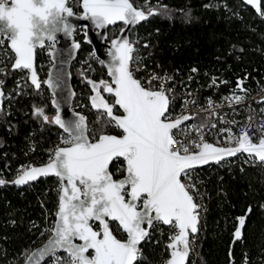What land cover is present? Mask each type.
Here are the masks:
<instances>
[{"label": "trees", "instance_id": "trees-1", "mask_svg": "<svg viewBox=\"0 0 264 264\" xmlns=\"http://www.w3.org/2000/svg\"><path fill=\"white\" fill-rule=\"evenodd\" d=\"M74 13L81 10V0H68ZM133 6L154 11L129 33L136 48L134 57L143 58L146 67L155 72H179L189 75L192 69L198 78L191 88L199 95H217L225 91L249 93L264 78V0L261 11L255 12L242 0H131ZM121 25L108 29V41L117 35ZM74 40L80 44L71 65V83L75 91L73 108L87 117L88 135L96 139L101 129L120 135L112 126L104 127L102 110L92 107L94 95L88 80L109 81L105 67L84 42V34ZM45 49L36 51V70L41 86L36 90L25 70H14V54L7 40L0 43V264H22L27 255L52 233L55 223L60 181L45 177L35 183L18 186L12 181L23 167L45 163L54 151L63 146L66 137L54 123L34 114V106L42 107L51 121L55 110L51 95L43 84L50 66ZM214 78L216 83H210ZM198 79V80H197ZM243 80L242 88L237 82ZM109 104L112 94L101 87ZM172 107H170V110ZM114 114L121 113L119 108ZM264 113V105L261 109ZM200 122V118L195 119ZM191 135L188 136L190 138ZM123 161L110 165L115 179ZM215 171V174L212 172ZM195 189L190 190L194 202L206 207L196 237L197 256L187 264H264V168L249 166L220 169L206 166L191 169ZM249 212L242 238L231 247L238 217ZM110 228L120 240L126 234L110 221ZM171 226L156 223L152 233L140 246L142 259L135 264H167ZM161 229L160 234L158 230ZM231 250V256H230ZM61 264H69L64 257Z\"/></svg>", "mask_w": 264, "mask_h": 264}, {"label": "snow or ice", "instance_id": "snow-or-ice-1", "mask_svg": "<svg viewBox=\"0 0 264 264\" xmlns=\"http://www.w3.org/2000/svg\"><path fill=\"white\" fill-rule=\"evenodd\" d=\"M81 3L84 17L100 29L117 22L136 24L156 14L138 10L131 0H81ZM246 3L260 11L257 0H246ZM67 4L68 0H0V43L7 38L8 48L15 56L12 68L30 70L31 83L37 89L41 82L34 66L35 49L43 46L45 38L54 42L57 32L71 31L67 17L73 16V10ZM111 43L107 71L112 83L105 80L98 83L88 80V83L94 92L90 98L92 107L102 110L101 116L106 117L103 126H114L121 130V135L107 134L102 128L93 142L88 138L86 117L81 115L68 122L57 114L50 121L44 108L34 106L35 115L68 133L69 139L63 142L71 146L57 148L45 166H22V174L12 181L24 185L49 174L61 181L53 238L45 248L28 257L33 264H40L49 252L54 254L57 249L69 254V264H135L142 259L139 245L149 236L143 225L151 227L154 222L177 229L167 246L170 249L167 264H186L189 232L198 231L201 206L194 202L190 191L195 185L184 183L182 177L190 181V170L195 166L219 162L224 156H233L242 150L255 153L264 163V139L254 145L246 131L236 148L193 142L199 151L190 152L183 141L175 138L173 131L179 133L182 120L189 117L170 118V100L163 83L170 78L154 75L145 86L133 75L137 69L130 68L134 45L127 39H114ZM75 47L80 45L77 43ZM99 62L105 64L104 60ZM153 80L161 82L158 90L153 87ZM47 83L51 85L52 81ZM243 83L240 80L237 86L242 88ZM101 87L112 94V104L104 99ZM234 99L239 101L242 97ZM116 107L122 109V115H114ZM200 139L203 141V136ZM177 143L179 148L174 147ZM121 160L123 164L116 171L123 178L117 180L110 165ZM4 183L0 179V185ZM237 219L239 227L234 237L239 239L246 218ZM90 221L98 222L99 230ZM110 221L117 222L118 228L127 234L126 240L113 235ZM77 238L82 243H74ZM89 250L93 254L89 255Z\"/></svg>", "mask_w": 264, "mask_h": 264}, {"label": "built area", "instance_id": "built-area-1", "mask_svg": "<svg viewBox=\"0 0 264 264\" xmlns=\"http://www.w3.org/2000/svg\"><path fill=\"white\" fill-rule=\"evenodd\" d=\"M134 49L136 48L134 47ZM132 67L137 69L133 73L134 77L141 80L142 83H145L154 75L170 78L163 81L170 100V118L174 120L185 116L189 117L186 123L180 125L179 133L176 130L173 131L175 138L178 141H183L189 147L190 152L198 150V148L193 146V142L197 144L212 142L222 146L235 145L239 141L241 134L245 131L250 137L251 142H260L261 139H264V113L261 112L264 105V78L263 82L256 84L249 90V93L225 91L217 95H199L191 88V81L194 78H198L196 69L195 71L192 69V72L186 76H180L177 71L159 73L149 70L143 58L140 56L134 57V55L133 63L130 64V68ZM160 83V81H152V85L156 90L159 89ZM210 83H216L215 79L211 78ZM145 86H147L146 83ZM237 96L242 97V99L237 101L234 99ZM170 107H172L171 110ZM196 118H200L201 121L197 123ZM189 135H191L190 138H188ZM201 136H203V141L200 139ZM174 147L179 148L180 144L177 143ZM213 165L220 169H231L233 167L243 169L249 166H261L264 168V163L260 162L256 156L243 152L237 154L232 159L210 166ZM190 173V181L183 177L182 181L186 184L189 182L195 184V178L191 170ZM212 174H215V171ZM198 205L201 206L198 210L199 228L200 221L206 213V207L199 203ZM156 223L161 224L160 222H154L151 227L147 228L149 236ZM158 232L161 234L162 230L159 229ZM175 234H177V229L172 227L169 237ZM195 235L193 234L189 238V258L197 256ZM64 257H69V254L55 251L54 254H49L44 264H61Z\"/></svg>", "mask_w": 264, "mask_h": 264}, {"label": "water", "instance_id": "water-1", "mask_svg": "<svg viewBox=\"0 0 264 264\" xmlns=\"http://www.w3.org/2000/svg\"><path fill=\"white\" fill-rule=\"evenodd\" d=\"M242 1H243V3L245 5L251 7L255 12L259 13L261 11V0H257V3H258L259 8H260V11L259 12L257 11V8H256L255 5H249V4H247L246 3V0H242ZM80 7H81V10H82V13L81 14H77V13H74L73 12V16L72 17H67V22L71 26V31L70 32H68V33H65L63 31L57 32L56 33V39H55L54 42L48 40L47 38H45L44 39L43 46H37V48L35 49L34 66H35V70H36V51L38 49H43L46 46L47 42H51L52 43V47L48 49V53L50 55L51 64H50L49 69H48L47 77L43 81V84L48 88L49 93L51 95V105H52V107L55 110V114L53 115V117L56 116L57 114H59L62 119H64L65 121H68V122L78 119V116H81V115L84 116V117H86V115H84L83 113H81L79 111H76L73 108V100H74V97H75V91H74L73 86H72V83H71V78H72V75H71V65L75 61V59L77 57V54H78V51H79V48H80V47L79 48H76L75 47V45L78 43V42H76L74 40V33L77 30V28H79L81 26L84 27V29H85V31H84V42L87 43L88 45H90V47L93 50V54H94L95 58H97L99 61L100 60H104L105 61V64H103V66L105 67L107 76H108V78L110 79V81L112 83V78L108 75V71H107V66L111 62V56L109 55V52L112 49V43L111 42L114 39H127L130 42L129 33H130L131 29L134 28L135 26H137L139 23L142 22V21H139L138 23L132 24V25H126L124 22H117L114 25H108L104 29H100V28H97L95 26V24L90 19H86L84 17L83 8H82V3L81 2H80ZM138 10H140V9H138ZM117 24H123V26L119 30V32L117 33V35L114 36L113 38H111L108 41V29L110 27H113V26L117 25ZM4 39L7 40V38H4ZM7 42L9 44V41L8 40H7ZM132 56H133V53H132ZM14 61H15V56H14ZM14 61H13V63H14ZM36 73H37V70H36ZM30 74H31L30 73V70H27V77H28L29 83L36 90H38L31 83ZM37 76H38V74H37ZM38 79H39V76H38ZM48 80H51L52 81V84L51 85L47 83ZM0 89H2L1 85H0ZM2 98H0V103L2 101ZM53 101H56V104L55 105L53 104ZM57 105H58V107H57ZM119 110H120L121 113L114 114V115H122L123 114L122 109H119ZM187 121H188V119L187 120H182V123L181 124H184ZM86 123H87V117H86ZM56 126H58V128L63 133H65L66 135H68V133H66L62 128H60L59 125H56ZM87 128H88V123H87ZM110 135H116V134H110ZM117 136H119V135H117ZM88 138H89L90 141H93L94 142V140H91L90 139L89 135H88ZM251 143L254 144V145H258L260 142H251ZM208 144H211L214 147H218V148H236L238 146V142H237V144L232 145V146H222V145H218V144H215V143H212V142H210ZM70 146L71 145L69 144V145L59 146L58 148L70 147ZM198 151H199V149L197 151H195V152H198ZM241 152L248 153V152H245V151L242 150V151L236 153L233 156H224L223 159H221L219 162L210 161L207 164L197 165V166H195L192 169L203 168V167H206V166H210L212 164H215V163H220L222 161L232 159L237 154H239ZM252 154L254 156H256L257 159L259 160L258 156L255 153H252ZM53 156H54V153H53ZM49 162H50V159L48 161H46L45 163H42V164H39V165H35V166H32V167H42V166L47 165ZM21 174L22 173H20L19 175H21ZM18 176L16 178H18ZM45 177H55V178H57L54 174H49L47 176H40V177H38L37 180H35V181H29L26 184L35 183L38 180H40L42 178H45ZM122 178H123V176L117 178V180L122 179ZM64 183L66 184L67 182L65 181ZM26 184H24V185H26ZM24 185H18V186H24ZM60 188H61V181H60ZM60 188H59V195H58V206H59V196L61 194L60 193ZM81 190L83 191V189H81ZM126 199H127V197H126ZM140 208H141V205L138 204V210H140ZM249 209L250 208H248V210L246 211L245 215H243V217L247 218V216H248V214L250 212ZM57 212H58V208H57ZM57 219H58V217H57V213H56V218H55V223H54V226H53L52 233L50 234V236L44 242H42L39 246L35 247L27 255V257L25 258V260H24V262L22 264H33L32 261H29L28 260V257L31 256L33 253L37 252V250L42 249V248H45V246L49 244V241L53 238V233H54V229H55V225H56ZM245 221H246V219H245ZM90 223L92 224V227L95 230H97L94 227V224H98V226H99V223L98 222H95V221H90ZM160 223L163 224L162 222H160ZM163 225L164 226H169V225H166V224H163ZM143 227H145L146 230H147L148 225L145 224V225H143ZM238 227H239V224L237 223V227L235 228V230L233 232V239H232V242H231V247H232V245L234 244V242L236 240H239V239L242 238L243 228L241 229V232H242L241 238L236 239L234 237V233H235V231H236V229ZM198 230H199V228H198ZM197 233H198V231H197ZM197 233H195V234H197ZM191 235H193V234L191 232H189V238H190ZM126 239H127V234H126ZM144 241H142L140 243L139 248L144 243ZM171 242L172 241H170V243ZM74 243L79 244V243H82V241H80L77 238V239L74 240ZM56 251L63 252V253H67L63 249H57ZM50 253L51 252H49L45 256L44 260H42L40 262V264H44L45 263V261L48 258V256H49ZM229 253H230V256H231V250H230ZM88 254L89 255L93 254L92 253V250H89V253ZM169 259H170V255H169ZM188 259H189V255H188L187 259H186V264L188 263Z\"/></svg>", "mask_w": 264, "mask_h": 264}, {"label": "rangeland", "instance_id": "rangeland-1", "mask_svg": "<svg viewBox=\"0 0 264 264\" xmlns=\"http://www.w3.org/2000/svg\"><path fill=\"white\" fill-rule=\"evenodd\" d=\"M68 3H69V2H68ZM67 6L69 7L70 5L67 4ZM81 13H82V11L78 12L77 14H81ZM84 31H85L84 27L81 26V27L77 28V30L75 31L74 35L77 34V33H83V34H84ZM51 47H52V43H51V42H47L46 46L44 47V49H45V51H46V54L49 55V53H48V49L51 48ZM49 57H50V55H49ZM49 60H50V59H49ZM50 64H51V60H50ZM25 71L27 72V70H25ZM108 82L111 83L110 79H109ZM79 112H81V111L79 110ZM48 117L50 118L49 115H48ZM65 135H66V134H65ZM67 139H69V136H68V135H66V137L63 139V141H64V140H67ZM91 140H94V139H91ZM63 144H64V145H69V144H65L64 142H63ZM98 229H99V226H98ZM68 258H69V257H68Z\"/></svg>", "mask_w": 264, "mask_h": 264}, {"label": "flooded vegetation", "instance_id": "flooded-vegetation-1", "mask_svg": "<svg viewBox=\"0 0 264 264\" xmlns=\"http://www.w3.org/2000/svg\"><path fill=\"white\" fill-rule=\"evenodd\" d=\"M117 25H121L120 29L122 28L123 24H117ZM4 39V38H3ZM94 227L98 230V224H94Z\"/></svg>", "mask_w": 264, "mask_h": 264}]
</instances>
